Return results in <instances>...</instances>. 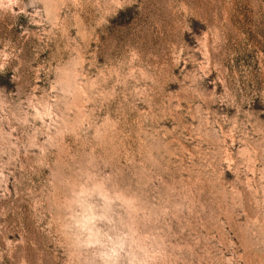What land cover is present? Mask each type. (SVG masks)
Returning <instances> with one entry per match:
<instances>
[{"label": "rangeland", "instance_id": "rangeland-1", "mask_svg": "<svg viewBox=\"0 0 264 264\" xmlns=\"http://www.w3.org/2000/svg\"><path fill=\"white\" fill-rule=\"evenodd\" d=\"M0 264H264V0H0Z\"/></svg>", "mask_w": 264, "mask_h": 264}]
</instances>
